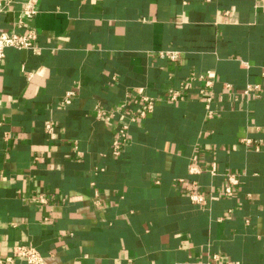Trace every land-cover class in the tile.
I'll return each instance as SVG.
<instances>
[{
    "label": "crops",
    "instance_id": "0c3cea01",
    "mask_svg": "<svg viewBox=\"0 0 264 264\" xmlns=\"http://www.w3.org/2000/svg\"><path fill=\"white\" fill-rule=\"evenodd\" d=\"M26 1L0 9V33L37 34L0 64V264H27L19 246L44 264H264V0H39L29 19Z\"/></svg>",
    "mask_w": 264,
    "mask_h": 264
},
{
    "label": "built area",
    "instance_id": "2783aa9c",
    "mask_svg": "<svg viewBox=\"0 0 264 264\" xmlns=\"http://www.w3.org/2000/svg\"><path fill=\"white\" fill-rule=\"evenodd\" d=\"M214 0H206V2H212ZM39 0H27L23 7V15L26 18H33L37 13V3ZM3 6V0H0V9ZM36 40L37 34L33 30H28L23 33L17 32H1L0 33V64L3 62L5 58V51L9 48H13L16 50H36ZM160 57L167 58L172 62L178 61L180 58V53L178 51H161L159 53ZM211 73H207L206 75H210ZM205 75V76H206ZM211 82H206V86L209 87ZM262 91L261 85H251L249 86L244 94L250 95L254 93L258 95ZM206 92V90H205ZM180 91L174 90L171 91L168 95V100L170 102H175L178 100L180 96ZM75 95L73 91L69 92L65 98L64 102L69 103L71 98ZM141 100L143 101V108L137 115H129V117H125V119L121 122L120 127L117 129L113 144H112V154L114 156H119L122 153L123 147L129 140V128L131 123L138 121L139 119L145 118V116L151 113L156 105V100L143 95L141 96ZM210 99L207 98V103H209ZM117 113V112H114ZM98 118L100 117H107L103 115L101 112L97 113ZM246 144L252 145L253 141L247 139ZM258 148V146H255ZM199 172V169L196 166L190 167V173L196 174ZM212 175H217V171L215 169L211 170L210 172ZM238 178L234 175H228V183L229 185L226 187L225 194L232 195V187L238 184ZM195 188V187H194ZM190 199L193 203L197 205H201L205 203L204 197L195 191V189L191 190L190 192ZM15 257L22 258L26 261L27 264H44V257L41 253L33 246H19L16 247L13 251Z\"/></svg>",
    "mask_w": 264,
    "mask_h": 264
}]
</instances>
